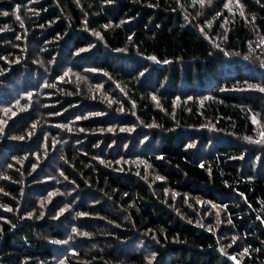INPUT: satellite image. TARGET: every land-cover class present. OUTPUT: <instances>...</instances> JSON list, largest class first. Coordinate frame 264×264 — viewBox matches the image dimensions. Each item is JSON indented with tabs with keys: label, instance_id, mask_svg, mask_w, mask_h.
<instances>
[{
	"label": "trees",
	"instance_id": "obj_1",
	"mask_svg": "<svg viewBox=\"0 0 264 264\" xmlns=\"http://www.w3.org/2000/svg\"><path fill=\"white\" fill-rule=\"evenodd\" d=\"M261 44L264 0H0V264H264Z\"/></svg>",
	"mask_w": 264,
	"mask_h": 264
},
{
	"label": "rangeland",
	"instance_id": "obj_2",
	"mask_svg": "<svg viewBox=\"0 0 264 264\" xmlns=\"http://www.w3.org/2000/svg\"><path fill=\"white\" fill-rule=\"evenodd\" d=\"M235 3V2H233ZM206 5L210 6V4H208V2H206ZM260 51L261 52H264V45H260ZM257 55V54H256ZM256 61H255V67L256 69L259 71V72H262L264 73V59H257L255 58ZM255 70V69H254ZM36 74H34L33 76V82L31 84H35L36 83ZM14 81L16 82V80L14 79ZM263 81L261 80V82L256 85V86H252V85H246V92H260V93H264L262 91H260L261 88L264 87ZM16 85L17 87L14 86V82L12 81L10 85H6V91H5V94H6V97L4 98V100H6V102H4V100H0V135L3 133V130H4V126H7L8 124V120L9 122L13 119V116L15 115V111L19 110L20 107H21V104H22V97L25 96V94H19V93H22L21 91H18L20 90L21 88L23 89V86L18 84L16 82ZM18 88V90H17ZM18 98V100L16 99ZM190 98V97H189ZM188 98V99H189ZM28 102L29 104L32 103V100L28 99ZM39 105V103H38ZM17 107L15 109V111L13 110L14 107ZM20 106V107H19ZM27 111V110H26ZM255 136H253V138H249L248 139V145L249 146H252L254 147L255 149H257L258 152H263V156H264V127L262 125H260V120L259 118L257 119L256 118V121H255ZM1 137V136H0ZM3 138L0 139V143L2 141ZM8 153V151L6 152ZM2 155H4V158L8 157V154H4V153H1ZM1 154H0V157H1ZM5 158V159H6ZM2 158H0V173H2L3 171H6L9 166H6L4 170L1 169V167L3 166L2 165ZM14 161H16V163H18V160L17 159H14ZM141 164L143 165H146L144 164V162H141ZM258 165V161L256 160V166ZM148 166V165H146ZM152 171V170H151ZM46 173H49V171H47ZM46 175V174H45ZM49 175V174H47ZM51 177V175H50ZM0 178H4V179H7V180H11V178L9 176H7L6 174H1L0 175ZM43 181H46V182H49V181H55V179H53V176L51 178H45L44 177V180ZM42 181V183L40 184V186H45L46 183H44ZM8 192H6L5 190H2L0 188V195H6L8 196L7 194ZM61 195L60 193L58 192V190H53L52 192H48L47 193V196L44 200H41V203H40V206H44L45 208V214L47 213V211L53 206L55 200L57 198H59ZM29 198H33V196H30L28 195ZM44 202V204H43ZM59 202V201H58ZM199 204L201 205L202 208H206L208 209L207 212L208 213H211L212 214V217H210L211 215H209V218L215 220L218 222V224L222 225L224 224V221H223V216H222V213L220 214V210H219V207L215 206V205H211L209 204L208 202L206 201H203V200H199ZM0 210L3 211V212H9L11 209L10 207L8 206H4V204L0 201ZM70 209H68L67 207H62L60 211H56V216H54L55 218L58 217L59 215H61L63 212H66V211H69ZM33 213H28V216L30 217H33ZM41 217H44V215H42ZM207 217V216H205ZM71 239H69V241L67 242H54V241H50L52 242V244L56 245L55 243H60L59 245L61 247H71L72 243L73 242H70ZM74 253V251H72ZM238 262V261H237Z\"/></svg>",
	"mask_w": 264,
	"mask_h": 264
},
{
	"label": "snow or ice",
	"instance_id": "obj_3",
	"mask_svg": "<svg viewBox=\"0 0 264 264\" xmlns=\"http://www.w3.org/2000/svg\"><path fill=\"white\" fill-rule=\"evenodd\" d=\"M201 3H203V0H201ZM5 15H7V13H5ZM260 91L264 92V88H261ZM232 259H235V257H232Z\"/></svg>",
	"mask_w": 264,
	"mask_h": 264
}]
</instances>
